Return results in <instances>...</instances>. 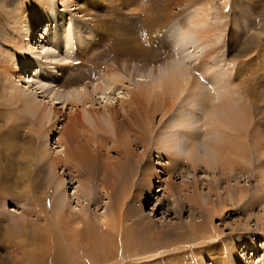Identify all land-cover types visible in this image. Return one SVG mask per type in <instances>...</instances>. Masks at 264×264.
<instances>
[{
	"label": "bare ground",
	"instance_id": "6f19581e",
	"mask_svg": "<svg viewBox=\"0 0 264 264\" xmlns=\"http://www.w3.org/2000/svg\"><path fill=\"white\" fill-rule=\"evenodd\" d=\"M34 1L31 7L28 6L30 10L27 9L28 7L21 10L16 23H14L13 47L15 53L10 56L4 55V60L0 61V82L6 92L8 113L10 97L11 104L19 106L17 111L30 115L35 119V122L40 124L41 128H47L46 134L57 130L60 120L65 119L64 124L57 130L62 134V137L56 141L61 145L60 150H57V155L53 156L50 153V148L42 144L43 142L39 145L37 163L39 162L40 166L48 172V183L54 180V170L59 164L74 168L78 173L90 165L95 153H92V150L88 148V137L85 133H89V138L92 139L98 135L99 131L102 137H105L104 132H110L108 140L116 156L114 159L106 161L104 167L105 173L110 176L108 186L115 185L117 187L116 192L119 200L124 198L135 183L138 173L144 175L143 166H145V162L149 164L148 158L146 161L144 159L147 156V149L149 150L150 147L157 148L161 155L167 156L168 166L165 168L168 171L186 166L187 163L193 170L200 166L211 171L220 168V171H224L225 176L216 178L219 183L229 181L232 176L236 177L235 173L249 171L251 161L248 149L252 145L257 153L261 150L259 146L262 145V139L259 137L256 126H253L255 127L253 133L245 130L246 126L252 122L249 111L250 103L247 102L246 97L242 101L243 97L241 98V95L235 90L237 85L233 78L235 76L233 67L220 63V45L218 46V43L222 38L219 29L222 28V25L215 23L216 21L209 25V22L201 19L202 21L199 22L200 24L203 22L200 25L203 31L194 39L191 38L192 36H188L186 38L188 46L184 49V46L181 45L187 41L183 44L179 41L178 30L175 27L165 38L173 45L174 49L170 66L167 65L165 71L159 76L153 77L149 84L138 83L136 90H127L124 94L125 98H119L115 102L112 101L113 97L105 98L102 110H100L93 108L95 95L97 93L105 94L106 90H111L113 93L126 81L127 76L124 72L127 66L124 62H120L121 59L126 56L127 61L136 60L139 54L145 53V49H152V43L147 47L145 37L141 39L136 36V41H134L138 46L128 45L125 38L115 35L107 37V34L102 32L104 38L99 39L104 41L101 45H105V47L102 51L91 54L94 45L99 42L98 40L87 37L83 28L75 23L72 28H70L72 22L62 26L64 14H59L60 12L56 10L54 0H42L44 1L42 6H38L41 0ZM66 1H59L65 6V9L72 6L78 12L85 11L83 8L84 0H72L73 3L69 5ZM207 13L205 12L203 15L207 16ZM234 21L237 20L232 22ZM95 24L99 27L97 29L102 31L108 27L104 21L98 19ZM194 24L199 26L197 23ZM157 25V23H153L150 27L156 28ZM43 27L45 29L41 32ZM37 30L39 34L36 33ZM240 30H242L241 27L239 28L235 23L231 39L232 42L237 43L239 41L241 47L230 50L233 57L255 51L253 49L258 47L259 40L264 34V25L257 26L255 32H250L243 39L242 37L239 38ZM243 33L245 34V32ZM150 35L149 39L152 38ZM86 39L88 40L86 41ZM106 41L110 42L109 46H107ZM42 42L44 44L41 45ZM39 47L40 50L37 51L36 49ZM70 55L71 58L64 62L63 59L70 57ZM96 55L98 56L96 57ZM107 56H110L107 58L110 60L109 63L106 60ZM99 58H101L100 62ZM42 63H46L48 66L44 68ZM192 63L193 65L197 63V65L190 68ZM222 65L227 70L215 73L217 69L222 68ZM250 67L251 65H248L244 69L247 70ZM263 67L264 61L263 63L254 62L250 70H254V74H252L255 75L257 68ZM54 69H57V72H53ZM25 71L29 73L26 74ZM34 76L49 81L56 80L58 85L62 87L81 84V82L88 84L89 80L92 81L91 83H96V81L97 83L91 90H89L88 85H82L83 89L77 93L70 92L63 101L71 102L75 107L66 112L62 104L61 106L58 105L59 107L55 105L57 103L55 99L61 97V94L53 92L54 86L50 85L52 87H49L47 83L38 79L34 87L32 84H27L26 87L14 84L15 78L26 82ZM256 80L259 82L258 79ZM32 83L35 85L34 81ZM29 87H32L30 89L34 88L33 92L30 90L32 93L26 90ZM35 91H41L44 96H48L45 103V99H37V94L34 96ZM151 95L155 98L160 97L162 100L164 96H171L170 102L162 101L165 114H161V119L170 115L172 110L174 114L173 121H168L166 124H162V120L159 122L162 125V130L157 138L153 137L157 132L153 122L155 109L148 108L147 103L143 101L144 96ZM79 102L83 105L89 103L87 107H84L85 112L79 110ZM177 104H179L178 108L175 107ZM159 108L161 109L162 106L157 107V109ZM197 109H200L206 118L203 123L205 135H203L202 141L199 131L201 124L196 131L185 130V125L187 126L185 119L192 124L195 121L193 117ZM259 119L255 122H260ZM106 124L111 126L110 131L106 128ZM194 125L197 126L196 122ZM127 130L133 131L132 137L128 135ZM150 138H153L152 143H150ZM0 141L5 145L0 146V179L7 182L9 181V120L1 116ZM134 144L143 147V151L135 153L131 148ZM98 145H100L99 141ZM199 147L203 149L200 154L197 152ZM94 150L97 148L94 147ZM260 155H264V148ZM139 166L140 170L138 169ZM113 167L116 169L115 173H113ZM24 173L26 174L23 171L19 176L25 177ZM257 174L259 181H264V165L257 170ZM59 187L61 184L50 187V191L43 199V207H35L40 206L42 199L39 201L30 197L31 203L35 207L34 210L32 208L21 212L22 216L13 223V227H8L3 231L2 238L8 246L20 253L21 258L17 257L19 264H82L98 249H106L110 253L121 249L120 251H123L124 256L131 253L138 254L143 251L142 249H148L147 244L145 247L141 245L139 239L141 235L138 234V231L152 222L148 219L145 220V217L140 213L136 215V218L130 219L133 209L124 212L121 210L114 211V214L103 215L100 223H91L89 215L79 214L69 209L68 197L60 192V189L58 190ZM226 189L229 190V187ZM83 192L85 196H88L86 188ZM149 192L150 190H148ZM215 194L219 196V194ZM243 197L244 194L240 191L237 199L241 200ZM259 199L264 200V193L261 197L254 198L252 205L259 203ZM187 201L192 203L195 200L187 199ZM224 206L222 204L218 214L228 211ZM128 219L130 221H127ZM199 228L201 237H205L212 227L203 224ZM205 239L203 241L210 244L214 238ZM216 246L209 249V255L215 259L213 263L228 264L227 260L218 261V258L221 259L219 257L221 255L216 251ZM243 254H245L244 251ZM222 256L224 257L223 254ZM235 261V264H255L242 258H236Z\"/></svg>",
	"mask_w": 264,
	"mask_h": 264
},
{
	"label": "rangeland",
	"instance_id": "374dc122",
	"mask_svg": "<svg viewBox=\"0 0 264 264\" xmlns=\"http://www.w3.org/2000/svg\"><path fill=\"white\" fill-rule=\"evenodd\" d=\"M54 1L56 10L60 12L59 14H64L62 26L72 22L70 23V28H72L75 23L83 28L87 37L99 41L94 45L91 54L104 49L105 45H101L104 41L102 42L99 39L103 37L102 32L106 33L107 37L110 35L111 37L113 35L123 37L127 40L128 45L138 46L135 43L136 36L141 39L145 37L147 47L152 43V49H145V53L139 54L136 60L127 61L126 56L121 59L120 62H124L127 66L124 74L129 79L125 78L126 81L123 85L121 84L113 93L111 90H106L105 94L97 93L95 95L93 108L100 110H102L105 98L113 97V102L119 98H125L124 94L127 90H136L138 83L149 84L153 77L159 76L170 66L174 49L173 45L165 38L175 27L178 30L179 41L183 44L187 41L188 36H192L191 38L194 39L203 31L201 30L202 26H200L203 22L200 24L199 21L206 20L209 25L216 21L215 23L222 25V28H219L222 38L218 43V46L220 45V63L230 65L233 67V71L235 70V76L233 77L237 85L235 90L241 95V98L243 97L242 101L246 97L247 102L250 103L249 111L251 112L252 122L249 126H246L245 130L253 133V128H255L253 126H256L263 147L259 146L261 150L257 153L252 145L249 147L248 153L251 161L249 171L235 173L236 177L232 176L229 181L220 183L216 178L225 176L224 171H220V168L211 171L204 166H200L193 170L187 163L186 166L168 171L166 169L168 166L167 156L161 155L157 148L150 147L149 150L147 149V156L144 159V161L147 158L149 160V164L145 162V166H143L144 175L138 173L135 183L130 187L124 198L119 200L116 192L117 187L115 185L108 186L110 176L105 173L104 167L106 161L114 159L116 156L108 140L110 132H104L105 137H102L99 131L98 135H95V138L92 139L89 138V133H85L88 137V148L92 150V153H95L90 165L81 173H78L74 168L59 164L56 167L57 169L54 170V180L48 183V172L40 166L39 162L37 163L39 145L43 142L42 144L50 148V153L53 156L57 155V150H60L61 145L56 141L59 137H62V134L57 130L64 124L65 119L60 120L57 130L46 134L47 128H41L40 124L35 122V119L30 115L17 111L19 106L12 105L10 97L8 113V103L5 99L6 92L0 82V116L9 120V181L6 182V180L2 181L0 179V264H19L17 257L21 258L20 253L9 247L2 238L3 231L8 227H13V223L22 216L21 212L32 208L34 210L35 207H43L45 195L50 191V187L52 188L57 184H61L58 190L60 189V192L68 197L69 209L79 214L89 215L91 223H100L103 215L114 214V211L120 210L124 212L128 209H133L130 219L136 218V215L140 213L145 217V220L148 219L153 223L138 231V234L141 235L139 236L141 245L145 247V244H147L148 249H142L143 251L138 254L131 253L125 256L123 251H120L121 249L114 250L112 253L106 249H98L82 264H214L215 259L209 255V249L216 245V251L221 255L219 256L221 259L218 258V261L227 260L228 264L231 262V264H235L236 258H242L255 264H264V200L259 199L261 203L252 205V200L257 199L258 196L261 197L264 193V181H259L257 174V170L264 165V155H260L264 148V67L257 68L258 72L255 71V75H253L254 70H250L254 62L263 63L264 61V55H262L264 53V34L259 40L258 47L253 49L255 51H251L250 54L233 57L230 53L231 49L241 47L239 41V43H236L232 42L231 39L235 23L236 26L242 29L239 36L242 39L250 32H255L257 26L264 25V0H84L83 8H85V11L79 12L77 9H73L72 6L65 9V6L61 2L59 3L60 0ZM34 2V0H0V61L4 60V55L10 56L15 53L13 47L14 23H16L21 10L28 6L31 7ZM43 2L41 0L38 6H42ZM66 3L69 5L73 2L67 0ZM30 7L27 9L30 10ZM70 8L72 9L70 10ZM205 12H208L207 16L203 15ZM96 18L105 22L108 26L106 30L97 29L99 27L95 24L97 22ZM233 20L237 21H234V23ZM153 23H157L158 27L151 28L150 26ZM194 23L199 24V26ZM116 26L117 28H115ZM49 27L52 28L50 25ZM44 29L45 27L41 32ZM149 35L152 36L151 39L148 38ZM144 40L142 41L145 42ZM187 43L188 41L181 45L184 46L183 49L188 46ZM42 44L44 43L42 42ZM106 44L109 46L110 42L106 41ZM36 50H40V47ZM39 58L41 59V57ZM69 58H71V55L63 61L67 62ZM107 58H110V56L106 57L109 63L110 60ZM100 60L101 58H99V62ZM194 65L196 66L197 63H194ZM194 65L192 63L190 68ZM248 65H251L247 69L249 72L244 69ZM42 66L45 68L48 64L42 63ZM226 70L222 65V68L217 69L215 73ZM53 72H57V69H54ZM25 73L29 72L25 71ZM34 78L31 77L34 80H28L30 82L19 81L15 78L14 84L20 87L32 84L34 87L38 79L43 83H47L49 87L54 86L53 92L61 94L62 97L55 99L57 100L55 105L59 107L62 104L66 112L75 107L71 102L66 103L67 101H63L70 92L77 93L80 89H83L82 85H88L89 90H91L97 83V81L91 83L92 81L89 80L88 84L81 82V84H73L67 86L69 87L67 88L58 85L56 80L49 81L40 79L37 76H34ZM31 81H34L35 85ZM55 83L57 85H54ZM251 85L256 87L252 88ZM30 88L32 87L26 90L33 92L34 88ZM31 91L29 93H32ZM35 92L34 96L37 94V99H45V103L48 96H44L41 91ZM144 97L143 101L147 103L146 106L155 109L153 122L157 132L153 137L157 138L162 130L160 124L173 121L172 109L170 115L161 119V114H165L162 101L170 102L171 96H164L163 100L160 97L155 98L153 95ZM148 99L150 100L147 101ZM88 105L89 103L83 105L79 102L78 108L85 112L84 107ZM178 105H175V107L178 108ZM160 106L162 108L157 109ZM117 107H119L118 104ZM200 109L195 111L193 126L185 119V124H187L185 130L196 131L199 124H201L199 126L201 130L199 131L201 132L202 141L203 135H205L203 123L206 118H204ZM258 119L260 122L256 123L255 120ZM161 120L162 122L159 124ZM195 122L197 126L194 125ZM106 128L108 131L111 130L109 124H106ZM179 131L181 132L180 129ZM126 132L130 136L133 134L131 130ZM166 133L168 135L169 130ZM152 139L150 138V143H152ZM98 141L100 145H98ZM1 145L5 146L0 141ZM94 147L97 150H94ZM131 148L135 153L142 152L144 149L136 144L132 145ZM199 149L197 152L200 154L203 149L201 147ZM258 155L260 157H257ZM112 169L115 173L116 169L114 167ZM138 169L140 170V166ZM23 171L26 172V174H23L25 177L19 176ZM227 187H229V190L226 189ZM85 188L88 196L84 195ZM148 190H150L149 193ZM240 191L243 192L244 197L238 200ZM215 193L219 196H216ZM30 197L39 201L42 199L40 206L34 207ZM187 199H194L195 201L188 203ZM118 204L120 205L117 206ZM222 204L225 205L224 207L228 211H224L227 213L218 214ZM130 219L127 221H130ZM203 224L212 227L205 237H201L199 228ZM210 236L214 238L212 243H205L203 240L211 238ZM243 251L245 254H243ZM222 254L226 257L225 259ZM251 254L253 255L251 256Z\"/></svg>",
	"mask_w": 264,
	"mask_h": 264
}]
</instances>
